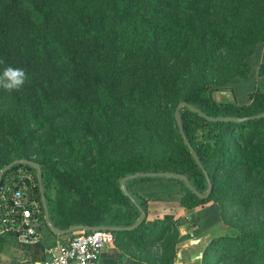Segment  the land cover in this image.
I'll use <instances>...</instances> for the list:
<instances>
[{
	"label": "trees",
	"instance_id": "obj_1",
	"mask_svg": "<svg viewBox=\"0 0 264 264\" xmlns=\"http://www.w3.org/2000/svg\"><path fill=\"white\" fill-rule=\"evenodd\" d=\"M217 1L0 0V66L24 69L30 64L34 69L27 71L28 80L17 94V112L11 118L24 123V129L19 130L15 123H5L7 130L0 129V135L10 140L9 147L0 150V168L19 158L39 164L48 216L54 227L132 224L138 211L118 186V180L127 174L175 172L183 174L198 192L206 189L200 167L177 132L173 112V144L161 156L150 149L117 157L93 155L95 143L82 135V129L73 125L51 130L54 121L82 115L99 121L120 116L144 119L164 98L169 85L176 86L190 75L193 84L176 94V105L184 101L210 117L242 118L264 112V91L259 88L249 93L246 104L210 98L213 90L221 91L229 78L247 77L249 65L244 59L264 39V0L238 3L237 12L250 14L248 26L242 24L220 34L218 22L207 20ZM203 25L214 32L200 33ZM199 35L208 37L211 43L204 37L198 39ZM224 50L237 57L225 69L221 81L206 77L196 68L210 64ZM142 74L147 81L140 83ZM256 74H264V62L258 64ZM211 83L214 89H208ZM206 90L209 97L199 100L197 96ZM179 113L183 133L211 184L209 195L199 199L182 181L166 177L127 180L126 189L145 216L136 228L111 231L112 241H132L137 247L134 256L154 264H170L173 245L180 240L176 219L170 214L173 207H150L146 198L131 191L132 185L159 179L174 181L181 191V214L213 201L220 204V218L226 223L223 210L227 200L248 207L255 201L256 214L264 209V116L210 121L185 107ZM42 130L53 134L59 153L49 146L34 155L27 151L31 134ZM17 168L32 174L39 201L34 170L27 165H13L4 172L0 185ZM73 187L83 192L77 191L81 196L76 201H68ZM258 222L264 224V220ZM156 244L159 247L151 251ZM201 264H264V227L212 237L202 250Z\"/></svg>",
	"mask_w": 264,
	"mask_h": 264
},
{
	"label": "rangeland",
	"instance_id": "obj_2",
	"mask_svg": "<svg viewBox=\"0 0 264 264\" xmlns=\"http://www.w3.org/2000/svg\"><path fill=\"white\" fill-rule=\"evenodd\" d=\"M238 3H250L249 0H228L227 2H221L218 0L214 7L213 14L209 15L207 20L210 21L214 19L218 23V33H223L224 31H230L233 28L238 29L242 24L248 26V22L250 21L249 12L236 11V5ZM228 15L227 18L225 16ZM214 32L213 29H208L205 25H203V29L200 33L203 32ZM219 33V34H220ZM206 41L211 43V39L203 36ZM201 35L199 38L204 39ZM212 47V46H211ZM254 50L250 55L245 58V62L249 65V72L246 78L241 79L239 77H231L229 78L224 86L221 88L219 92H213L210 95L214 101H228L236 104H246L250 100L248 95L253 92L256 88L260 87L262 82L261 79L256 80V77L250 72L254 71V66L258 64V61L261 57L260 54ZM225 52V53H224ZM206 58L209 57V53H205ZM264 55V52H263ZM237 54L232 52H226V50L222 51V55L217 57L216 55L213 57L214 61L210 62V64H201L196 68H200L201 71L204 72L206 77L216 79L221 81L223 76L225 75L224 71L228 67L235 63ZM31 68V69H29ZM29 69V70H28ZM3 70V67L0 66V71ZM24 70L28 72L34 71L32 66L28 64ZM29 76V75H27ZM144 75L139 76V82H146L147 79L143 78ZM28 80V79H27ZM194 78L190 75L188 78L182 79L178 81L176 86L169 85L168 92L165 94L164 98L158 100L157 104L154 105V109L148 111L147 117L144 119H137L136 121L131 119H125L120 116L119 118H111L109 117L105 121H99L94 117H86L82 116H73L69 119L60 120L57 122H53L51 124V130L55 128H62L64 126H77L82 129V135H85L89 138H92L95 143V151L93 155L98 154L99 156H107V157H117L125 154H140L145 150H153L157 151V153L161 156L167 153L172 144H173V136H174V128L171 121V112H173L176 106V94L180 90H184L189 88L193 84ZM216 87L214 84L208 86V89H214ZM17 94L19 92L8 93L3 89H0V129L3 131L7 130L5 123H15L18 126L19 130L24 129L25 124L22 122H16L11 120L12 117H15V113L17 112ZM208 95V96H207ZM199 100H205L209 97L208 91H204L201 95L197 96ZM112 116V115H110ZM18 125H17V124ZM55 123V125H53ZM62 126V127H61ZM31 127V126H30ZM7 137L4 135H0V150L2 152L5 151L10 145V140H5ZM31 142H29L27 151L34 155L35 152L39 149V151L44 150V146H49L52 148L53 152L59 153L57 140L53 137V134L50 131L42 130L39 132H35L31 134ZM92 155V156H93ZM90 158L86 160L85 166L90 162ZM75 169H80L78 166H74ZM79 171V170H78ZM74 188V187H73ZM77 191L83 192L80 188L79 190H70L68 201H76L81 194ZM135 194H137L135 192ZM140 196L139 194H137ZM143 197V196H140ZM144 198V197H143ZM264 198H262L263 200ZM147 200V199H146ZM153 203V201L149 202ZM260 202H258L259 205ZM207 204H211L215 207V211L218 214V219L220 221V227L217 226L218 233H229L233 230L239 231L240 229L245 230H255L257 227H264V224H260L258 221L264 220V209L256 214V211H253V207L257 204L255 201L250 202V207L245 206L242 202L238 204H233L232 202L226 201V208H224L223 216L227 218L228 223L223 221L221 217V206L217 202L210 201ZM251 210V211H249ZM170 214L177 216L178 213L175 211H170ZM193 226H197L196 223L192 224ZM187 224V228L190 226ZM215 234V233H214ZM216 234V235H217ZM156 248L159 246L156 244Z\"/></svg>",
	"mask_w": 264,
	"mask_h": 264
},
{
	"label": "crops",
	"instance_id": "obj_3",
	"mask_svg": "<svg viewBox=\"0 0 264 264\" xmlns=\"http://www.w3.org/2000/svg\"><path fill=\"white\" fill-rule=\"evenodd\" d=\"M255 52L256 55L257 53L261 55L258 64L264 62V39L257 44ZM258 64L254 66V71H251L250 74H253L256 80L261 79L262 84L258 88L264 91V74L260 76L256 74ZM130 189L133 193L136 192L146 198L150 207H155L156 204L160 206L170 204L173 211L180 215L174 216L176 219L174 224L180 240L173 245L175 253L170 264H201V253L204 246L212 237L216 236L218 233L217 226L220 227L221 225L215 207L211 204H205L181 214L182 207L178 205L181 191L178 184L171 180L159 179L137 183L132 185ZM151 201L153 203H149ZM194 223L197 226H193ZM187 224L192 226L188 229ZM68 235H55L44 224L40 228V242L36 246L20 245L12 239H2L0 240V264H38L43 259V248L53 246ZM150 249L152 251L157 248L151 247ZM136 250L137 247L132 241L119 238L117 244L114 241L107 244L102 249L99 258L87 264H154L136 258L134 256L137 254ZM150 255L149 250L148 256Z\"/></svg>",
	"mask_w": 264,
	"mask_h": 264
},
{
	"label": "built area",
	"instance_id": "obj_4",
	"mask_svg": "<svg viewBox=\"0 0 264 264\" xmlns=\"http://www.w3.org/2000/svg\"><path fill=\"white\" fill-rule=\"evenodd\" d=\"M30 172L17 168L0 185V240L12 239L20 245L40 242L44 225L42 208L34 192ZM113 240L106 230H78L53 246L43 248L38 264H87L96 261Z\"/></svg>",
	"mask_w": 264,
	"mask_h": 264
},
{
	"label": "water",
	"instance_id": "obj_5",
	"mask_svg": "<svg viewBox=\"0 0 264 264\" xmlns=\"http://www.w3.org/2000/svg\"><path fill=\"white\" fill-rule=\"evenodd\" d=\"M185 107L187 109H189L190 111L196 112L197 114H199L201 117L210 120V121H228V120H233V121H242L244 119H252V118H257V117H262L264 116V112L252 115V116H248V117H242V118H237V117H210L207 116L206 114H204L203 112L199 111L198 109H196L195 107H193L192 105L184 102V101H180L177 103V105L175 106L174 110H173V118L175 121V125L177 127V132L183 142V144L186 146L189 154L191 155V157L193 158L194 162L198 165V167H200L205 181H206V189L204 190L203 193L198 192L192 185H190V183L188 182L187 178L180 173H175V172H168V171H148V172H135V173H131V174H127L124 175L123 177H121L118 180V186L120 191L129 199V201L136 207L137 211H138V215L135 219V221L127 226H85V225H72L69 226L67 228L64 229H59L54 227V225L51 223L49 216H48V210H47V205H46V201H45V196L43 193V187H42V183H41V171H40V166L37 162L33 161V160H29V159H24V158H19V159H13L11 161H9L8 163H6L5 165H3L0 168V181L1 178L4 174V172H6L7 170H9L13 165L16 164H23V165H27L29 167H31L34 170V175H35V179H36V183H37V190H38V196H39V203L40 206L42 208V214H43V221L44 224L46 225V227L55 235H65V234H69L78 230H85V231H92V230H106V231H116V230H131L133 228H136L144 219L145 213L142 210V208L140 207V205L136 202V200L134 199V197L131 195L130 192H128V190L126 189L125 186V182L127 180L136 178V177H166V178H170V179H174V180H180L183 182V184L188 188V190L193 193L197 198L199 199H204L206 198L211 190V184L209 182V179L207 177L206 172L204 171V169L201 167L200 162L194 152V150L192 149V147L190 146V144L188 143L183 130H182V126H181V121H180V113L179 110Z\"/></svg>",
	"mask_w": 264,
	"mask_h": 264
},
{
	"label": "clouds",
	"instance_id": "obj_6",
	"mask_svg": "<svg viewBox=\"0 0 264 264\" xmlns=\"http://www.w3.org/2000/svg\"><path fill=\"white\" fill-rule=\"evenodd\" d=\"M27 79L28 76L24 69L9 65L0 71V89L8 93L19 92Z\"/></svg>",
	"mask_w": 264,
	"mask_h": 264
}]
</instances>
